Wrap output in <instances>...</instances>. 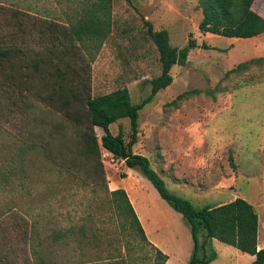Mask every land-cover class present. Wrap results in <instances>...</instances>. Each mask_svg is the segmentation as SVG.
Listing matches in <instances>:
<instances>
[{
  "label": "rangeland",
  "instance_id": "1",
  "mask_svg": "<svg viewBox=\"0 0 264 264\" xmlns=\"http://www.w3.org/2000/svg\"><path fill=\"white\" fill-rule=\"evenodd\" d=\"M87 3L0 0V48L25 43L23 48L29 49L12 62H0V264H156L155 249L104 191L105 185L116 189L113 181L127 176L118 167L119 160L101 147L103 184L89 171L79 177L56 165L40 147L53 140L52 125L64 122L59 109L64 93L73 110L88 95L120 87L128 89L132 103L149 94V81L160 73V64L146 22L156 30L166 29L173 46L182 47L191 37L197 47L184 65L172 66L171 83L139 111L134 145L153 164L164 158L168 177L185 161L195 174L180 169L178 178L186 175L185 180L199 186L213 178L230 179L221 189L223 195L241 191L250 203L258 200L262 241L264 195L258 197L257 185L262 178L264 186V118L255 116V107L264 106V61L230 70L240 62L264 57L253 56L264 35L231 39L202 34L198 0H112L111 32L99 50L89 47L84 52L71 41L75 51L62 52L58 42L68 46L64 33ZM253 8L264 16V0H255ZM37 12L58 23L46 26L33 14ZM57 69L64 74V88L58 85ZM242 114L251 120H236ZM110 127L113 134L120 130L128 139V118ZM58 130L54 138L72 139L68 128ZM95 133L100 139L103 131L95 127ZM165 184L181 196L171 183ZM207 201L210 198L194 206ZM179 217L181 225L175 232L183 242L191 235ZM219 244V254L209 264H250L247 254Z\"/></svg>",
  "mask_w": 264,
  "mask_h": 264
},
{
  "label": "trees",
  "instance_id": "2",
  "mask_svg": "<svg viewBox=\"0 0 264 264\" xmlns=\"http://www.w3.org/2000/svg\"><path fill=\"white\" fill-rule=\"evenodd\" d=\"M87 2L82 13L68 24V29L64 33L68 39V46L58 42L63 47L62 52L63 50L75 51V45L71 41H76L77 47L84 52L89 51V47L98 51L111 32L112 0H87ZM254 2L255 0H198L197 6L202 13L198 29L202 34L211 33L229 38L257 36L264 32V16L253 8ZM22 12L28 14L29 11L23 10ZM33 14L37 15L41 21L48 23L46 25L48 27L50 24L58 23V20L41 16L42 14L38 12ZM146 24L147 36L158 51L160 64V73L149 81V94L141 101L132 103L128 89L120 87L108 93L96 96L88 95L80 108L73 110L69 106L71 99H68L64 93L60 97L62 103L59 107L64 122L52 125L51 139L53 140L42 142L40 147L56 165L79 177L86 175L89 171L96 181L103 184H105L106 177L100 158L101 147L110 152L113 158L123 160L127 167L138 171L152 184L159 196L173 210L181 214L187 224L193 248L190 258L185 264H209L212 262L217 257V251L211 242L213 238L233 246L240 252L253 255L250 264H264V248H257L258 214L250 202L237 197L219 205L195 207L189 199L170 192L163 178L152 167L149 159L140 153H135L132 149L138 138L139 111L152 100L159 90L171 83L170 69L172 66L184 65L188 53L197 47V43L191 37L188 38L184 46H173L169 42L166 29L156 30L151 23L146 22ZM25 45V43L20 47L14 45L12 49L0 48V62L3 60L12 62V58L24 56L29 52L28 48H23ZM202 47L208 48V45L203 43ZM93 60L94 55L90 57V61ZM259 61H264V57L240 62L230 71L246 69L249 64ZM58 63L60 62L57 61ZM57 72H59L58 78L61 82L58 85L64 88L62 86L64 74L60 69H57ZM123 118L129 119L130 132L127 140L120 130L116 134L110 130L111 124ZM95 127H100L103 131L100 139L96 136ZM62 128H68L71 131L73 136L71 140L54 138L58 129ZM124 176L121 175V177ZM104 191L112 197L117 211L123 216H129L130 223L134 224L141 236L145 238L125 190L123 188L109 190L105 185ZM155 251L158 255L156 264H164L167 255L158 249Z\"/></svg>",
  "mask_w": 264,
  "mask_h": 264
},
{
  "label": "crops",
  "instance_id": "3",
  "mask_svg": "<svg viewBox=\"0 0 264 264\" xmlns=\"http://www.w3.org/2000/svg\"><path fill=\"white\" fill-rule=\"evenodd\" d=\"M262 35H264V32L253 37H261ZM253 37H250V39H252ZM232 38L234 37H231V39ZM259 42L260 45L259 46L256 45L254 47L253 51H255V53L253 54V56L264 55V42L261 41ZM255 110L257 111L255 113V116L259 117L260 119H263L264 106H257L255 107ZM238 116L239 117L235 116L237 118L235 119L240 121L241 120L249 121L252 118V117L249 118L247 115L244 114ZM260 127L262 128L263 126L260 125ZM104 150L107 151L106 149ZM133 151L135 153H140L146 156L149 159L152 167L159 173V175L164 179V181L171 183V185H173L175 190L179 191L182 197L189 199L193 205L199 200H203L207 198L208 199L210 198V201L205 202L204 205H211V206L232 201L237 197H241L244 199L246 198L248 202L250 201L246 197V195L244 196V194L241 191L240 193H236L233 195L231 194L223 195V193H221L222 192L221 189L224 186L230 184L231 182L230 179L213 178L211 181L209 180V182L205 180V182L202 184L203 186L202 185L199 186L195 184V182L192 183L191 180H185L187 178L186 175L182 176L181 178L176 177L178 174L177 170L180 171V169L187 171L188 169H192L193 172V168L189 166L190 163L187 164L185 161L183 162L180 161L179 164L181 167H177V170L176 169L174 170V174L171 173L170 177H168L166 174L167 173L166 162L164 161V158L161 159L158 163L153 164L152 160L146 153L137 150L136 145L133 146ZM108 153L111 154L110 152ZM212 153L214 155V151ZM204 156H207L209 160L210 158H212L210 155H201V157ZM118 167L127 176L115 179L113 183L116 185V188H123L125 190L131 202V205L136 213V216L139 220V223L143 229L146 243L149 246H151L153 249H158L159 251L167 255V259L164 264H185L190 258L193 248V243L190 236L189 239H186L183 242L181 241V239L178 240L177 238L175 229L179 228L181 225V220H180L181 217H179L181 216V214L173 210L168 205V203L159 196L158 192L152 186V184L146 178H144L138 171L127 167L124 164L123 160H119ZM193 174L195 173L193 172ZM129 175L131 177L128 179ZM261 179L262 178H260L259 185H257L260 189V195L258 197H262L264 195V186L262 185ZM257 204H258V200H256L255 204L254 203L252 204L255 207V209L257 207ZM260 236H261V221L258 215L257 248H264L263 245L264 239H262L261 241ZM262 236L264 238V233L262 234ZM211 242L214 248L216 249L217 254H219L218 246L220 248V246L222 245H220L219 241L215 238H213ZM247 255L252 261L254 256L249 254Z\"/></svg>",
  "mask_w": 264,
  "mask_h": 264
}]
</instances>
